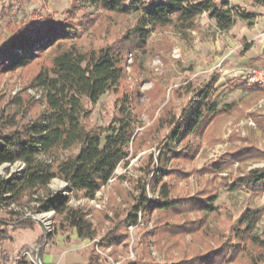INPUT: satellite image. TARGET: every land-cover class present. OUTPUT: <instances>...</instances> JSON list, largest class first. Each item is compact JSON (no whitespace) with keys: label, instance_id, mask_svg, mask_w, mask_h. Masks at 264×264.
Here are the masks:
<instances>
[{"label":"rangeland","instance_id":"374dc122","mask_svg":"<svg viewBox=\"0 0 264 264\" xmlns=\"http://www.w3.org/2000/svg\"><path fill=\"white\" fill-rule=\"evenodd\" d=\"M215 1H227L242 14L236 15L233 27L220 30L215 20L203 14L190 29L150 28L145 48L125 53L126 74L118 90L106 93L97 104L84 100L88 113L83 122L88 128H109L120 116L126 95L135 119L128 156L95 199L75 193L60 179L48 187L51 196H61L72 210L87 214L93 238H80L62 217L49 211L47 193L42 190L18 203L0 204V264H36L37 255L42 264H178L195 251L206 253L222 246L229 247L232 255L224 264H264L261 243L250 239L264 242V192L232 189L239 176L264 168V158L239 162L226 157L248 142L264 150L262 128L254 124V116L264 120V90L249 86L244 76L247 69L264 64V2ZM74 3L0 0V47L9 41V27L20 20L50 15L67 21ZM140 16V12L109 13L80 2L71 23L78 28L77 34L67 45L74 43L83 50L118 46L140 25ZM54 54V48L48 49L27 67L0 72V135L20 129L44 110L41 92L31 89L30 81L50 65ZM204 91L221 114L204 134L173 142L180 121ZM220 162L228 165L218 172L209 169ZM23 172L21 162L4 164L0 184L19 179ZM161 180L178 200L215 196L214 211L191 209L178 215L154 210L143 216L135 207L145 199H160ZM248 212L259 217L249 237H241ZM135 215L137 224L131 223ZM25 220L33 227L19 225ZM189 223L195 229L183 236L168 233ZM235 246L238 250L232 249ZM26 251L30 258L23 257Z\"/></svg>","mask_w":264,"mask_h":264},{"label":"trees","instance_id":"16d2710c","mask_svg":"<svg viewBox=\"0 0 264 264\" xmlns=\"http://www.w3.org/2000/svg\"><path fill=\"white\" fill-rule=\"evenodd\" d=\"M74 1V8L69 11L67 21H57L50 15L24 18L9 27V41L0 47V72L4 73L27 67L41 53L55 49L50 65L43 66L30 81V88L41 92L44 110L20 129L0 135V168L4 164L17 162L24 165V172L19 179L0 184V204L18 203L25 196L43 190L47 193L45 203L49 211L62 217L64 223L76 230L80 238H93L87 214L81 210H72L65 198L51 196L48 187L54 179H60L75 193L86 199H95L96 194L114 178L115 171L127 158L126 148L134 137L135 119L131 115V103L126 95L121 101L120 116L109 128H88L83 122L88 113L84 100L97 104L106 93L118 90L126 74L125 53L134 48L144 49L150 28L156 30L176 26L179 30H186L193 27L197 17L208 14L220 30L227 31L234 26L236 15L241 13L235 11L227 1L215 0ZM80 2L109 13L129 15L140 12V25L131 29L118 46L83 50L74 43L67 45L77 34L78 28L71 23ZM249 89L254 87L246 88ZM221 112L217 104L211 102L209 93L201 92L199 102L180 121L173 142H180L191 134H204ZM254 124L262 128L264 134V120L254 116ZM168 150L172 151L171 148ZM226 157L230 161L243 162L264 158V150L248 142L230 151ZM182 158H186L185 155ZM227 165L220 162L208 167L218 172ZM162 170L166 171L165 165ZM160 183L159 200L145 199L135 207L143 216L154 210L176 212L178 215L191 209L214 211L215 196H209L206 200L199 196L178 200L170 196L166 183L162 180ZM238 188H246L253 193L264 192V168L252 169L236 178L232 189ZM258 217L259 214L254 212L243 216L242 225L245 224L247 229L241 231V237H249ZM137 222L135 215L131 223ZM19 225L33 227V223L27 220ZM177 227V230L169 229L168 233L183 236L195 229L191 223ZM250 239L260 242L261 249H264V242ZM237 248L235 246L232 249ZM228 253L229 247L223 246L206 253L198 250L192 258H182L178 264H224L225 260L232 257Z\"/></svg>","mask_w":264,"mask_h":264},{"label":"built area","instance_id":"2783aa9c","mask_svg":"<svg viewBox=\"0 0 264 264\" xmlns=\"http://www.w3.org/2000/svg\"><path fill=\"white\" fill-rule=\"evenodd\" d=\"M245 80L249 86H256L264 90V64L261 66L249 68L244 73ZM53 212V211H52ZM54 213V212H53ZM30 252L23 253V257H31ZM37 264V262H35Z\"/></svg>","mask_w":264,"mask_h":264},{"label":"water","instance_id":"95a60500","mask_svg":"<svg viewBox=\"0 0 264 264\" xmlns=\"http://www.w3.org/2000/svg\"><path fill=\"white\" fill-rule=\"evenodd\" d=\"M36 260H37V263H38V264H42V262H41V260H40V257H39V255H37V258H36Z\"/></svg>","mask_w":264,"mask_h":264}]
</instances>
